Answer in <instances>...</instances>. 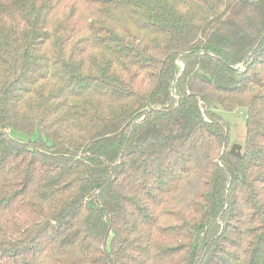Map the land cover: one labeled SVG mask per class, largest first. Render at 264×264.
Returning a JSON list of instances; mask_svg holds the SVG:
<instances>
[{"label":"trees","instance_id":"1","mask_svg":"<svg viewBox=\"0 0 264 264\" xmlns=\"http://www.w3.org/2000/svg\"><path fill=\"white\" fill-rule=\"evenodd\" d=\"M0 264H264V0H0Z\"/></svg>","mask_w":264,"mask_h":264},{"label":"rangeland","instance_id":"2","mask_svg":"<svg viewBox=\"0 0 264 264\" xmlns=\"http://www.w3.org/2000/svg\"><path fill=\"white\" fill-rule=\"evenodd\" d=\"M254 1V0H250ZM219 114L223 121L228 125L230 131V148L232 145H240L243 139L245 123H246V112L243 109H235L233 111L219 110ZM13 137L23 139V137L15 136L14 133H10Z\"/></svg>","mask_w":264,"mask_h":264},{"label":"water","instance_id":"3","mask_svg":"<svg viewBox=\"0 0 264 264\" xmlns=\"http://www.w3.org/2000/svg\"><path fill=\"white\" fill-rule=\"evenodd\" d=\"M230 153L231 154H235L236 156H240V146L238 145H232L231 149H230Z\"/></svg>","mask_w":264,"mask_h":264}]
</instances>
